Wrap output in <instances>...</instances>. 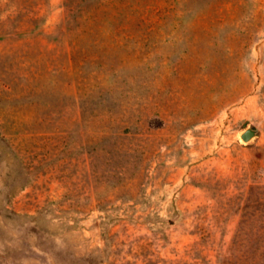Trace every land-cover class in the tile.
<instances>
[{
	"label": "rangeland",
	"instance_id": "obj_1",
	"mask_svg": "<svg viewBox=\"0 0 264 264\" xmlns=\"http://www.w3.org/2000/svg\"><path fill=\"white\" fill-rule=\"evenodd\" d=\"M0 264H264V0H0Z\"/></svg>",
	"mask_w": 264,
	"mask_h": 264
},
{
	"label": "water",
	"instance_id": "obj_2",
	"mask_svg": "<svg viewBox=\"0 0 264 264\" xmlns=\"http://www.w3.org/2000/svg\"><path fill=\"white\" fill-rule=\"evenodd\" d=\"M255 134L256 131L254 129H247L241 134V137L245 141H249Z\"/></svg>",
	"mask_w": 264,
	"mask_h": 264
}]
</instances>
